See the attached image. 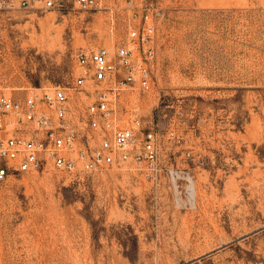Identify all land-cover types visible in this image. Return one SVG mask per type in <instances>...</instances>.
I'll return each mask as SVG.
<instances>
[{
    "label": "rangeland",
    "instance_id": "1",
    "mask_svg": "<svg viewBox=\"0 0 264 264\" xmlns=\"http://www.w3.org/2000/svg\"><path fill=\"white\" fill-rule=\"evenodd\" d=\"M145 8L154 81L121 92L117 120L157 135L158 173L144 160L81 177L11 172L0 264H264V0ZM113 9L1 12L0 87L68 86L80 50L115 57L141 13L135 21L124 0Z\"/></svg>",
    "mask_w": 264,
    "mask_h": 264
},
{
    "label": "built area",
    "instance_id": "2",
    "mask_svg": "<svg viewBox=\"0 0 264 264\" xmlns=\"http://www.w3.org/2000/svg\"><path fill=\"white\" fill-rule=\"evenodd\" d=\"M114 1L0 0V13L43 9L112 14ZM124 2L135 21L141 14L138 23L127 24L128 41L119 45L115 57L106 48L80 50L75 55L80 73L68 86L25 95L0 87V183L11 172L81 177L131 160H144L153 175L158 173L157 135L143 134L138 120L133 127H122L117 120L122 111L117 99L124 89L150 90L157 57L156 26L146 12L147 0Z\"/></svg>",
    "mask_w": 264,
    "mask_h": 264
},
{
    "label": "bare ground",
    "instance_id": "3",
    "mask_svg": "<svg viewBox=\"0 0 264 264\" xmlns=\"http://www.w3.org/2000/svg\"><path fill=\"white\" fill-rule=\"evenodd\" d=\"M58 35H59V34H58ZM190 189H191V191H192V193H193L192 196H194L195 186H194L193 184H191V185H190ZM192 199H193V198H192Z\"/></svg>",
    "mask_w": 264,
    "mask_h": 264
}]
</instances>
